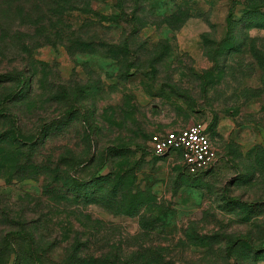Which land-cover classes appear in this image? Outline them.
I'll list each match as a JSON object with an SVG mask.
<instances>
[{"label":"rangeland","instance_id":"rangeland-1","mask_svg":"<svg viewBox=\"0 0 264 264\" xmlns=\"http://www.w3.org/2000/svg\"><path fill=\"white\" fill-rule=\"evenodd\" d=\"M0 264H264V0H0Z\"/></svg>","mask_w":264,"mask_h":264},{"label":"built area","instance_id":"built-area-1","mask_svg":"<svg viewBox=\"0 0 264 264\" xmlns=\"http://www.w3.org/2000/svg\"><path fill=\"white\" fill-rule=\"evenodd\" d=\"M149 147L152 154L157 156L179 154L184 169L191 175L206 171L217 159L206 126L201 123L155 132L149 137Z\"/></svg>","mask_w":264,"mask_h":264},{"label":"trees","instance_id":"trees-1","mask_svg":"<svg viewBox=\"0 0 264 264\" xmlns=\"http://www.w3.org/2000/svg\"><path fill=\"white\" fill-rule=\"evenodd\" d=\"M210 169V168H209ZM209 169H207L206 171H208ZM206 171H204V172H206ZM203 173V172H202ZM189 174V173H188ZM191 175V174H190Z\"/></svg>","mask_w":264,"mask_h":264}]
</instances>
